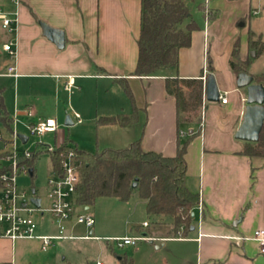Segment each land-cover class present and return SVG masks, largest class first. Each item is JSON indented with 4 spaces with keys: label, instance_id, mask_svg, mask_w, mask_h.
I'll use <instances>...</instances> for the list:
<instances>
[{
    "label": "crops",
    "instance_id": "obj_1",
    "mask_svg": "<svg viewBox=\"0 0 264 264\" xmlns=\"http://www.w3.org/2000/svg\"><path fill=\"white\" fill-rule=\"evenodd\" d=\"M206 2L211 10H232L227 24L230 25L229 29L237 20L256 15L257 8L264 5V0ZM0 6L10 16L17 13L14 59H10L2 49L13 35L0 24V78L11 79L14 99L7 106L14 118L9 116L4 98L3 102L12 124H15L18 116H33V106L27 98H21L18 94V86L25 82L30 84L33 80L38 89H52L56 114L66 113L71 104L68 101L65 107L59 92L78 93L79 96L86 89H94L99 94L103 92L108 95V100L104 102L108 108L95 118L96 121L101 117L131 113L132 103L119 83L120 80L125 81L138 110V120L128 128L117 125L103 127L118 129L123 134L140 125L137 140H140L142 150L154 151L166 157L174 156L178 146L186 144L185 185L190 192L198 195L202 203V213L196 206L191 226L193 230L189 229L186 237H175L171 233L170 223L165 221L158 224V230H144L146 232L140 236L148 238L144 241L155 250L167 249V253L173 254L174 262L164 264H264V254L259 253L258 245L252 239L254 231L264 230V158L243 155L245 142L234 138L244 114L246 93L243 88L237 87V75L228 65L224 76L216 75L214 71L208 40L211 34L216 37L223 31L217 27L221 20L215 19L213 26L204 23L201 31L198 28L192 33L190 47L180 50L176 70L162 71L156 76L136 77L132 74L137 59L140 0H0ZM41 24L62 32V48H57L43 34ZM236 34L235 30H229L228 40L234 42ZM244 50L240 51L241 61L246 59L242 54H248V46ZM225 56L228 63L230 57L227 53ZM207 61L212 66L211 72L203 70ZM9 67L14 68L16 76L7 73ZM201 72L202 77L212 73L219 95L230 94L231 98H227L226 104L219 101L207 104L203 97L202 126L200 123L178 125L175 101L166 95L164 81L174 77L198 78ZM246 75L252 77L248 72ZM68 81L72 82V86L66 90ZM0 89L5 90L2 86ZM140 113L144 115L141 124ZM73 117L77 123L75 115ZM32 124L35 122L30 121ZM62 141L60 137L52 147ZM144 208L146 212L145 202ZM80 209L89 211L90 208L76 209L77 213L83 214ZM87 215L94 219L91 229L71 219L65 223L66 232L71 236L73 232H80L79 238L82 239L90 233L97 239H89H109L110 236L103 234L104 229L100 228V224L97 229L103 236H94L96 221L92 214ZM42 220L47 225L44 229L38 226L37 234H56L57 227L51 218L46 216ZM142 227L147 229L149 224ZM57 251L56 246L52 245L48 251L42 252L40 241L34 239L11 242L0 238V264H58ZM118 260L119 257L115 264Z\"/></svg>",
    "mask_w": 264,
    "mask_h": 264
},
{
    "label": "trees",
    "instance_id": "obj_2",
    "mask_svg": "<svg viewBox=\"0 0 264 264\" xmlns=\"http://www.w3.org/2000/svg\"><path fill=\"white\" fill-rule=\"evenodd\" d=\"M190 1L198 2V9L203 12L205 20L215 18L216 11L207 7L206 0ZM198 28L182 0H140L137 59L132 75L150 77L162 71L176 70L180 50L190 47L192 33ZM247 46L249 51L255 50L256 55L262 53L264 49V43L260 38L255 39L251 31L248 32ZM249 62V56L245 61L240 60L236 40L229 61L231 70L235 75L246 73L244 68ZM207 69L209 72L212 71L209 61ZM201 78L202 72L198 78L174 77L166 78L164 81L166 95L173 97L175 101L178 125H198L201 121L204 90ZM261 79L264 86V73ZM119 83L132 103L131 113L98 118L95 121L96 127L117 125L128 128L137 122L138 110L134 105L131 91L125 81L120 80ZM2 94L3 89H0V122L11 132L13 121L5 111ZM41 149L43 151H30L29 156H16L18 164L32 170V175L29 176L32 178L37 157L41 153H47L50 175H59L62 173L63 161L71 152L78 175L75 199L77 207L90 208L100 197L127 201L135 193L145 202L146 213L156 224L164 222L165 218L170 219L171 233L175 237H186L193 226L191 214L198 205L199 197L190 192L185 185L186 144L179 145L172 157L154 151H143L140 140L122 149L105 148L93 153L78 149L68 139L57 144L53 151H47L45 147ZM242 154L251 158H264V124L258 142H245ZM3 155L0 152V157ZM6 170L7 166L0 162V175ZM1 185L0 182V187ZM132 262V258L124 255L119 257L117 264Z\"/></svg>",
    "mask_w": 264,
    "mask_h": 264
},
{
    "label": "rangeland",
    "instance_id": "obj_3",
    "mask_svg": "<svg viewBox=\"0 0 264 264\" xmlns=\"http://www.w3.org/2000/svg\"><path fill=\"white\" fill-rule=\"evenodd\" d=\"M182 1L188 7L191 18L200 28L199 31L202 30L204 23L213 26L212 22L215 19L221 20L220 22L217 21L219 22L217 27L218 29H223V31H220L216 37L211 34L212 36L210 35L208 40L210 49L209 54L213 60L214 71L217 73L216 75L224 76L227 68L226 65L230 68L229 61L231 60V51L236 40H238L239 55L241 50L245 51L244 48L247 46V33L249 29L254 33L255 39L260 38L264 43V5L257 8L256 15L251 14V16H248L246 19L237 20L234 22L235 24H232L231 29H229L230 25L227 24L230 22L232 10L219 9L216 11L215 18L205 20L203 12L198 9L197 1ZM241 23L243 24L242 26L239 25ZM229 30H235L237 32L234 42L233 40H228L230 36L228 35ZM1 44L2 40L0 42V45ZM226 53L230 57L228 63L225 62ZM244 53L245 52H243L242 57H246L245 60H247L248 56L250 57L249 64L245 66L246 72L252 75L254 79L253 83H262V79L260 78L261 74L264 73V49L262 53L258 55H256L255 50L249 51L247 55ZM251 53H254L255 56L251 57ZM203 70H207L206 63L204 64ZM0 86L5 88L3 98L5 100L7 112L10 117L14 118L12 110L8 109L7 106L10 100L14 99L11 79L0 78ZM59 93L60 99L65 104V107L68 101L71 103L69 110H67L66 113L63 112L64 114L55 113L54 100L53 97H51V88L38 89L33 80L30 84L25 82L18 86L19 97L27 98L28 102L33 106L32 117L26 118L25 116H18L15 124L11 125V132L28 137L25 144L16 142V146L19 150L43 151L41 148L45 146L41 145L52 146L55 141L58 143L60 137H62L63 141L66 139L72 141L77 145L78 149L93 153L105 148L122 149L138 139L137 135L138 131H140V125L128 129V131H125L127 133L123 134L117 131L118 129H108L103 126L96 127L95 118L100 116L105 108H108L104 105L108 95L103 94V92L99 94L96 93L94 89L90 91L86 89L80 96L78 93ZM110 95L113 94L110 93ZM226 95L227 98H231L230 94ZM210 103L212 102H207V104ZM19 108H21V106H19ZM75 114L79 115L81 119L80 123L75 122L73 117ZM47 116H51L55 119L57 124L56 132L42 135L30 134V121H34L36 124L44 120ZM66 116H68L72 122L71 125L64 124ZM140 119L141 124L144 120L143 113H140ZM11 132L7 131L0 122V134L2 135V139H0V151L9 148L8 145L10 144L6 142L12 140ZM48 168V155L47 153H41L35 161L34 177L31 178L29 176L19 175L16 178L18 189L25 190L29 193L30 190L34 188L36 191L35 196L42 200L43 205L47 204V179L50 176ZM80 211L83 214H92L94 216L96 221L94 236L99 237L103 236V234H107L110 236V239L121 238L124 237V235L127 237L139 238L141 237L140 235H142L141 233L146 232L144 230H147V232L155 231L158 230L159 226L155 223L153 218L146 214L144 202L140 200L135 193L127 201H118L112 197H100L96 199L89 211H84L83 209H80ZM37 221L40 228L44 229V226L46 227L47 223L44 220L37 218ZM143 221L149 224V228L145 229L142 227ZM164 221L168 223L170 219L165 218ZM99 224L100 228L104 229L103 234L97 229ZM66 235L69 234L67 233ZM73 236H76V238H66L53 242V245L56 246L58 250V264H94L95 262L115 264L116 259L124 255L132 258V264H164V262H174L173 254L167 253V249L155 250L153 246L148 245L144 240L138 241L133 247H128L118 246L115 242L113 243L111 241L106 242L107 239H82L79 238V236L81 237L80 232H73ZM155 243L159 244L160 242Z\"/></svg>",
    "mask_w": 264,
    "mask_h": 264
},
{
    "label": "built area",
    "instance_id": "obj_4",
    "mask_svg": "<svg viewBox=\"0 0 264 264\" xmlns=\"http://www.w3.org/2000/svg\"><path fill=\"white\" fill-rule=\"evenodd\" d=\"M0 24L3 29L12 34L13 37L3 45V51L7 53L10 59L16 57V39L14 37L17 25V13L14 12L11 16L4 12L0 6ZM7 73L12 76L14 68L9 67ZM204 82L205 76L202 77ZM72 82L68 81L65 89L69 90ZM219 102L226 104V95H219ZM77 123L81 120L78 114H75ZM203 114L201 116L200 126H202ZM57 130L56 121L53 118H46L36 124L29 126L30 134L42 135L45 133H54ZM12 140L6 143L9 148L0 151L3 156L0 157V162L7 166V170L0 175V238L7 239L11 242L20 239H34L40 241V250L42 252L48 251L54 241L64 240L66 238L74 239L71 235H66V222L74 219L79 225L84 226L86 229H91L94 225V219L87 214H80L76 212L79 208L75 205L76 199V185L78 182V175L73 162V155L68 153L67 158L62 163L61 174H51L47 179V204L43 205L42 200L30 192L19 190L16 178L19 175L30 176L29 169L24 165H19L16 156L25 155L29 156L28 150H19L16 142H20L17 134L12 132ZM0 139L2 135L0 134ZM28 140V137H27ZM27 142V141H26ZM6 147V145H5ZM55 147L45 146V150L53 151ZM6 153V154H5ZM36 198L40 200L39 206H35L31 199ZM198 211L202 213V203L199 200L197 205ZM49 216L52 223L57 227V232L54 235H38L37 218L43 219ZM147 226V223H143ZM85 239L95 238L87 234ZM97 239V238H95ZM146 237H121L107 239L106 242H115L118 246L133 247L140 240H147ZM252 239L257 243L259 253L264 254V230L259 229L254 231ZM96 264H101L97 262Z\"/></svg>",
    "mask_w": 264,
    "mask_h": 264
},
{
    "label": "water",
    "instance_id": "obj_5",
    "mask_svg": "<svg viewBox=\"0 0 264 264\" xmlns=\"http://www.w3.org/2000/svg\"><path fill=\"white\" fill-rule=\"evenodd\" d=\"M239 25H243L242 23ZM43 34L50 39L57 48H62L64 44V38L62 32L54 30L45 24H41ZM254 57V53L250 54ZM253 78L246 75V73H240L236 77V85L238 88L245 89V110L242 117V121L234 133V138L242 142L256 143L259 140V135L264 124V86L262 84H253ZM204 90L203 97L207 102L219 101V90L212 73H208L205 76L203 82ZM71 122L67 117L65 125H70ZM22 144H25L27 137L23 135H17ZM29 175H32V170H29ZM135 186V183L133 184ZM35 193V189H31V194ZM31 202L35 206H39L40 200L32 198ZM193 217V213L191 214ZM193 230V227L190 228ZM143 237H145L143 235ZM151 242L152 240H148Z\"/></svg>",
    "mask_w": 264,
    "mask_h": 264
}]
</instances>
